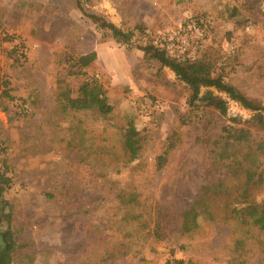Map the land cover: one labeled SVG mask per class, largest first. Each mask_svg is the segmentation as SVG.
<instances>
[{"label":"rangeland","instance_id":"obj_1","mask_svg":"<svg viewBox=\"0 0 264 264\" xmlns=\"http://www.w3.org/2000/svg\"><path fill=\"white\" fill-rule=\"evenodd\" d=\"M77 1L86 15L133 31L132 46L99 32ZM221 4L238 10L234 20L215 17ZM139 26L142 34L134 30ZM16 43L22 54L14 52ZM145 43L179 61L209 52L217 73L223 69L227 82L264 105V0H0V93L7 88L16 99L0 100V167L6 159L12 183L4 198L11 205L10 228L23 245L12 264H84L99 258L123 230H130L128 249L136 256L112 264H235L228 250L243 238L229 222V209L244 193L245 179L221 183L228 190L222 192V179L205 166L203 146L224 119L199 104L190 107L189 91L174 74L136 49ZM91 52L96 62L85 74L110 89L109 122L63 116L53 103L52 90L57 78H66L68 61ZM125 112L139 118L138 131L152 129L140 167L83 164L95 150L81 154L79 137L118 149L112 133ZM251 115L228 103L229 117ZM260 136L264 143V132ZM163 151L168 161L155 170L153 160ZM259 162L258 183L250 184L247 197L253 203H264V155ZM186 210L195 226L183 234ZM130 214L136 217L128 226ZM250 230V264H264V235Z\"/></svg>","mask_w":264,"mask_h":264},{"label":"trees","instance_id":"obj_2","mask_svg":"<svg viewBox=\"0 0 264 264\" xmlns=\"http://www.w3.org/2000/svg\"><path fill=\"white\" fill-rule=\"evenodd\" d=\"M255 4L256 2H253L252 7L247 4L248 8L244 10H251L255 7ZM220 6L221 9L215 16L218 20H234L238 15V10L235 7L231 8L228 4H221ZM77 8L99 32L109 35L119 44L132 46L133 31L124 32L102 17L86 15L80 7L79 1H77ZM134 30L142 34L144 28L139 26ZM13 49L14 52L17 51L16 46H13ZM136 49L143 52L147 59L157 62L160 68L168 69L174 74L175 78L189 91L188 105L190 107L199 104L204 109L211 110L224 119L218 134L208 135L206 141L203 142L206 149L205 166L212 171L214 176L222 179L224 183L220 182L219 187L222 192L225 191L224 193H227L228 190L223 189L221 183L225 184L228 180L235 181L238 176H244V193L236 202V205L231 206L229 209V222L232 227L236 226L240 229L243 240L241 237L237 238L229 248L227 255L234 259L235 264H250L254 248L249 241L247 230L253 229L264 235V203H253L247 198L250 190L254 188L250 184L258 183L257 180L260 177V172L257 173V165H260L259 158L264 155V143L260 136L264 132V105L227 82L223 69L220 73H217L216 58L209 56V52H205L199 59L194 61H179L170 57L163 47L156 46L153 43L136 46ZM95 62L96 54L94 52L77 56L68 61L66 78H57L52 90L53 103L58 113L70 117L77 114L91 115L92 119L102 122L112 120L114 106L111 103L110 89L94 79L87 78L85 74L86 70ZM68 78L78 81L76 87L68 81ZM1 99L8 102L16 100L10 95V90L7 88L1 91ZM229 102L238 104L252 115L247 120H242L239 117H229ZM24 104H26V101L23 99L19 106L23 113L26 111V108H23ZM3 111H6V108H3ZM138 124L139 118L136 114L123 113L119 124L114 126V132L112 133L114 143L119 145L118 149H114L113 144L94 147L95 141H91L88 145V140L80 136L77 147L81 154L95 150L94 155L87 156L82 163L92 169H96V167L100 169L101 165L107 169L112 165H116L117 162L124 167L131 165L140 167L145 142L152 129L150 125H147L138 131L136 128ZM168 158V151H163L157 155L153 160L155 170H161L167 163ZM1 165L0 264H12L13 256L23 245L18 243L15 232L10 228L11 205L4 198V195L11 188L12 178L7 173L9 167L6 159L1 160ZM243 166H247L249 169L243 170ZM91 175L98 174L93 172ZM255 176L257 180L254 178ZM129 201L125 205H130L131 202ZM192 213V210H186L182 215L181 232L183 234L189 233L195 226V216ZM191 215L192 217H190ZM135 217L136 215L130 214L128 226L135 222L133 221ZM131 243L130 230L129 232L123 230L118 235V240H113L99 258H87L84 264H112L123 257L133 258L136 254L128 249V246L131 249ZM165 264H184V262L181 260H167Z\"/></svg>","mask_w":264,"mask_h":264},{"label":"built area","instance_id":"obj_3","mask_svg":"<svg viewBox=\"0 0 264 264\" xmlns=\"http://www.w3.org/2000/svg\"><path fill=\"white\" fill-rule=\"evenodd\" d=\"M16 44H17V43H16ZM15 46L17 47V51H16V52H20V54H22V51L19 49L18 44L15 45Z\"/></svg>","mask_w":264,"mask_h":264},{"label":"crops","instance_id":"obj_4","mask_svg":"<svg viewBox=\"0 0 264 264\" xmlns=\"http://www.w3.org/2000/svg\"><path fill=\"white\" fill-rule=\"evenodd\" d=\"M40 11H41V10H40V8H39V9L36 11V13H37V12H38V13H40ZM37 17H40V15H39V16H37Z\"/></svg>","mask_w":264,"mask_h":264}]
</instances>
